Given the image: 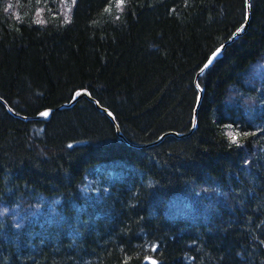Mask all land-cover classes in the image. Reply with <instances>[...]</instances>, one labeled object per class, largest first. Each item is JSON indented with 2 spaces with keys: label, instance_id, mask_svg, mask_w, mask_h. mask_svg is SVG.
Here are the masks:
<instances>
[{
  "label": "trees",
  "instance_id": "1",
  "mask_svg": "<svg viewBox=\"0 0 264 264\" xmlns=\"http://www.w3.org/2000/svg\"><path fill=\"white\" fill-rule=\"evenodd\" d=\"M60 5L0 0V264H264V0Z\"/></svg>",
  "mask_w": 264,
  "mask_h": 264
},
{
  "label": "water",
  "instance_id": "2",
  "mask_svg": "<svg viewBox=\"0 0 264 264\" xmlns=\"http://www.w3.org/2000/svg\"><path fill=\"white\" fill-rule=\"evenodd\" d=\"M249 1L250 0H246V4H247V10H246V13H247V17H246V19H245V21H244V24H242L241 26H243V27H239L238 29H240V31H235L233 34H232V36L228 39V41L227 42H225V44H227V43H229V42H232L237 36H239L244 30H245V28H246V24H247V21H248V14H249V6H248V4H249ZM225 44H223L222 46H220L219 48H217V49H220L221 51H220V53L218 54V56L212 61V63H211V65L214 63V61L217 59V58H219L220 56H221V53H222V49H223V47H224V45ZM216 49V50H217ZM216 50L214 51V52H216ZM213 52V53H214ZM212 53V54H213ZM212 54L208 57V59H207V61L204 63V65L200 68V70L198 71V73H197V76H199V74H201L204 70H205V68H204V66H205V64L206 63H208V61H209V58L212 56ZM210 65V66H211ZM209 66V67H210ZM201 69H204L203 71H201ZM207 69V68H206ZM196 76V77H197ZM196 85H197V83H196ZM200 94H201V91H200ZM82 96H87L90 100H92L95 104H96V106L98 107V108H100L104 113H106L111 119H113V117H112V115L110 114V112L108 111V110H106V109H104V108H102V107H100L99 105H98V103L97 102H95L92 98H90V96L88 95V93H87V91L86 90H81V91H79L76 95H74L72 98H71V100L69 101V102H67V103H63L62 105H60L58 108H69V107H71L72 105H74V103L79 99V98H81ZM8 111L12 114V115H14V116H16V117H19V118H22L23 120H26V119H29V117H24V116H20V115H17V114H15L11 109H9L8 108ZM51 109H46V110H43V111H41V112H39L38 114H36L33 118L34 119H37V120H41V121H47L48 119H49V117H50V113H51ZM42 112H48V115L47 116H42V115H40V113H42ZM195 127V117H194V122H193V126H192V128L191 129H193ZM117 134L119 135V136H121V134H120V132L117 130ZM176 136H183V134H180V135H177V134H175ZM151 263H152V261H154V260H149Z\"/></svg>",
  "mask_w": 264,
  "mask_h": 264
},
{
  "label": "rangeland",
  "instance_id": "3",
  "mask_svg": "<svg viewBox=\"0 0 264 264\" xmlns=\"http://www.w3.org/2000/svg\"><path fill=\"white\" fill-rule=\"evenodd\" d=\"M74 0H61V5H60V10H61V14L67 18L69 16L70 13V9L71 6L73 4ZM256 71L260 72L262 70H264V60H262L256 67H255ZM8 212V210H0V215L4 214ZM9 213L12 215L16 214L15 211H9ZM19 214H17L16 216L14 215L13 217H18Z\"/></svg>",
  "mask_w": 264,
  "mask_h": 264
},
{
  "label": "snow or ice",
  "instance_id": "4",
  "mask_svg": "<svg viewBox=\"0 0 264 264\" xmlns=\"http://www.w3.org/2000/svg\"><path fill=\"white\" fill-rule=\"evenodd\" d=\"M118 3L119 4H123L124 3V0H118ZM109 10L110 9H105V11H109ZM241 27H243V26H241ZM237 31H240V29H237ZM220 51H221L220 49H217L216 52H214L212 54V56L209 58L208 63H206L205 66H204L205 69L208 68L211 65L212 61L218 56V54L220 53ZM203 70L204 69H201V71H203ZM40 115L47 116L48 115V112H42V113H40ZM232 139L235 141L236 137L233 136ZM152 264H157V262L156 261H152Z\"/></svg>",
  "mask_w": 264,
  "mask_h": 264
}]
</instances>
